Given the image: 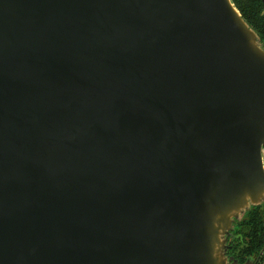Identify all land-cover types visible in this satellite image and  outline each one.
Wrapping results in <instances>:
<instances>
[{
    "label": "water",
    "instance_id": "1",
    "mask_svg": "<svg viewBox=\"0 0 264 264\" xmlns=\"http://www.w3.org/2000/svg\"><path fill=\"white\" fill-rule=\"evenodd\" d=\"M263 149L233 0H0V264H239Z\"/></svg>",
    "mask_w": 264,
    "mask_h": 264
},
{
    "label": "trees",
    "instance_id": "2",
    "mask_svg": "<svg viewBox=\"0 0 264 264\" xmlns=\"http://www.w3.org/2000/svg\"><path fill=\"white\" fill-rule=\"evenodd\" d=\"M233 2L264 43V0ZM228 246V257L238 260L239 264L259 258L264 249V204L253 206L241 221L235 223L232 234L228 236Z\"/></svg>",
    "mask_w": 264,
    "mask_h": 264
},
{
    "label": "built area",
    "instance_id": "3",
    "mask_svg": "<svg viewBox=\"0 0 264 264\" xmlns=\"http://www.w3.org/2000/svg\"><path fill=\"white\" fill-rule=\"evenodd\" d=\"M262 154H263V159H264V149L262 151ZM257 264H264V249L262 250V252L260 254V259H259Z\"/></svg>",
    "mask_w": 264,
    "mask_h": 264
},
{
    "label": "flooded vegetation",
    "instance_id": "4",
    "mask_svg": "<svg viewBox=\"0 0 264 264\" xmlns=\"http://www.w3.org/2000/svg\"><path fill=\"white\" fill-rule=\"evenodd\" d=\"M231 238V237H230Z\"/></svg>",
    "mask_w": 264,
    "mask_h": 264
}]
</instances>
